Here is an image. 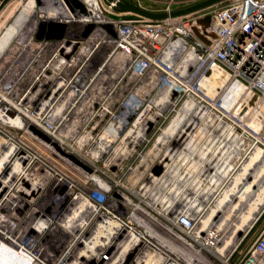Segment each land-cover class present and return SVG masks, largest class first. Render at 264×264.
<instances>
[{
    "label": "built area",
    "instance_id": "built-area-1",
    "mask_svg": "<svg viewBox=\"0 0 264 264\" xmlns=\"http://www.w3.org/2000/svg\"><path fill=\"white\" fill-rule=\"evenodd\" d=\"M77 1L91 21L60 20L63 37L36 39L46 21L38 19L0 64L1 244L23 255L19 264H185L201 216L179 195L166 207L147 194L166 178L167 153L184 148L177 132L164 133L187 102V119L209 107L213 125L227 123L237 140L264 129V0L131 20L111 18L135 15L115 12L117 3L170 14L199 0H95L93 10L91 0ZM213 69L227 75L226 99L242 86L227 108L205 99L201 83ZM226 260L264 264V208Z\"/></svg>",
    "mask_w": 264,
    "mask_h": 264
},
{
    "label": "bare ground",
    "instance_id": "bare-ground-1",
    "mask_svg": "<svg viewBox=\"0 0 264 264\" xmlns=\"http://www.w3.org/2000/svg\"><path fill=\"white\" fill-rule=\"evenodd\" d=\"M40 1V15L38 14L37 16V13L35 12L34 0H29L28 3L23 6V9H21L20 13H17L18 15L13 20L12 24L6 27L5 31L0 36V64L4 60L5 54L8 52L13 40H23L25 37L29 38L32 35L37 18L52 22H57L60 20L64 22L71 20L78 21L76 18L91 21V19L93 18L91 12H89L88 9L85 8L81 4V2H78L77 0ZM91 1L93 2L92 5L96 4L95 0ZM15 4L13 7H11V5L8 11L6 9L7 13L4 12V22L7 20V18H9L13 10L15 11L14 8H16L17 5ZM90 8L91 10H93V8H97V6H90ZM4 22L2 24H4ZM226 79L227 75L223 73L221 74L217 69H213L210 72L209 76L206 77V79L201 83V86L206 89V93L208 94V96L210 95L211 97H215V95L218 93L217 91ZM241 91V84H235L233 87H231L227 99L226 97L222 98V104L226 106V108L229 107L234 101L237 100ZM192 107L193 103L187 102L184 105V108L180 110L178 115L165 130L164 134L166 135V137H170L177 132L176 134L180 139L178 143L183 145V147L185 148H180V151H176L175 149L167 153V158L169 157V159L165 164L166 178L165 180L153 179L150 186L151 192L147 193L149 195V198L152 200V203H156L158 200H161L163 201V205L167 207L169 202H171L172 200H176L179 191L175 188H170L171 183L173 181L180 180L179 186L182 185V187H184L186 183L185 179H189L187 176L191 175V172L193 171L192 169H194V166H196V131L199 135L200 133H202V131H209V128L213 126V120L217 118L212 114L209 107L204 106L199 107L193 114V116L187 119L186 116L188 115L189 110ZM202 123L203 125L201 126ZM220 123H223L222 130H219V127L217 126V129L221 131L220 136H213V138H216V141H213V143H211V145H213V148L215 147L214 153H212L210 157L203 158L202 160V162L209 168L212 167V173L206 174L209 180L208 184L206 185L203 180L206 177L202 179L198 175H196V177H194V175L190 176L192 180L196 178V180L193 181L194 183L195 181H198L199 183L196 184L197 188L195 189L197 198L196 200L197 202H199L198 209L195 210L193 215L197 219H200V216H204L201 219V225L199 224V227L202 226V228H199L200 234L199 236H196V244L201 246L206 251L210 248H214L215 251H213L212 253V257L214 259H216V256H221L224 252H227L229 247L234 245L238 241L240 233L251 226L253 221L256 219L257 212L260 213L264 208V159L262 158V160H260L263 161L260 163V166L254 165L256 164L255 162H257V164L258 162H260L258 161L260 157H264V150L258 147L256 144L253 145V143H251V146L254 147V150L251 155H248L249 153L246 151L247 148H244L245 142L243 141V139L239 138V144H236L235 146L234 143H236L237 140L235 139V137L237 138V136H230L228 132L230 131L231 127L227 125V123ZM259 124L260 123H254L252 126L254 128H258ZM221 135L225 136L226 140L224 143H222V139L224 137H222ZM217 138L221 139L217 141ZM228 139L231 141L229 142ZM207 141H209V139ZM207 145L208 147H211L210 144ZM207 151H209V149H207ZM174 155H182V159L180 160V162H184L185 166L188 164L186 163V158H189L192 161L191 164H194L190 165V171L186 169L185 166H183L182 168V164H179L178 160L176 162L174 161L173 163V161H171V158ZM188 155H191V157H187ZM155 156H152V159H154ZM203 157H205V155H203ZM180 168H182V170H180ZM166 181H168L169 185L166 184ZM202 183L205 187L203 190L200 187ZM166 190H168L172 194L170 200L164 198V193L166 192ZM191 190L193 191V189ZM184 195H182L181 197L184 198ZM185 199H183V208L187 210L186 208H188L187 204L189 200L187 198L188 201H185ZM248 204L251 205L244 206ZM190 207H192V205ZM203 213H206V215H202ZM234 217L236 218V220L234 221L240 220V225L238 222V226L232 223L231 220ZM1 224L2 218L0 214V228ZM225 228H228L229 230L227 231L225 230ZM227 233L230 234L228 237ZM197 237H203V241H199ZM9 252L10 251L6 250V248L4 249V245L1 244L0 240V264H19L23 260V255L17 256L16 252H14L15 254ZM195 254L199 256H205V253L203 252H195ZM224 256L226 257V255ZM198 260L204 261L200 260V258H198ZM185 261H188L187 264H191L190 259H185ZM210 261L211 260H209L210 264H213L211 262H217L213 259L211 262ZM224 264H228V262H225Z\"/></svg>",
    "mask_w": 264,
    "mask_h": 264
},
{
    "label": "rangeland",
    "instance_id": "rangeland-1",
    "mask_svg": "<svg viewBox=\"0 0 264 264\" xmlns=\"http://www.w3.org/2000/svg\"><path fill=\"white\" fill-rule=\"evenodd\" d=\"M14 1H16V2H14ZM19 1H21V2H19ZM28 1L29 0H12V2H11V0H10V2H11V4H10V2H9V4H7V6L4 8L5 9V11H4V9H3V11H1L0 12V15H2V16H0V36L3 34V32L5 31V29H6V27H8L10 24H12V22H13V20L16 18V16L18 15L17 13L19 12L20 13V11H21V9H23V6H25L27 3H28ZM198 1V0H197ZM202 1H205V0H202ZM201 0H199L197 3H200V2H202ZM232 1H234V0H222V1H220V2H217V3H215V4H212V5H210V6H208L207 7V10L208 9H210V10H214V9H218V8H223V7H225L226 5H228L230 2H232ZM14 2V3H13ZM18 2V3H17ZM194 2H196V1H194ZM193 2V5L194 4H196V3H194ZM17 5H16V4ZM23 3V4H22ZM34 3H35V6H34V9H35V12L37 13V16H38V14L40 15V7L38 6V2L36 1V0H34ZM14 4L16 5V8H14L15 9V11L13 10V12L10 14V16H9V18H7V20L4 22L3 20V17H4V12L5 13H7V11H8V9H10L9 7L11 6V7H13L14 6ZM192 4V3H191ZM19 5V6H18ZM36 7V8H35ZM6 9H7V11H6ZM37 9V10H36ZM39 9V10H38ZM38 11V12H37ZM12 15V16H11ZM39 18H37L36 20H38ZM4 22V24H2L3 22ZM40 20V19H39ZM10 22V23H9ZM2 24V25H1ZM7 24V25H6ZM13 43V42H12ZM222 86H223V84H222ZM224 87V86H223ZM223 87H220L219 88V90L217 91L218 93L215 95V97H211L210 95V97H206L205 99H206V101L210 104V105H212V104H214L215 106L214 107H218L219 106V104H221L222 106H224L223 104H222V102H221V100H222V98L225 96V90L223 89ZM210 98V99H209ZM197 104V103H196ZM201 104H205V102H201ZM197 105H199V104H197ZM224 107H226V106H224ZM219 108V107H218ZM225 113V112H224ZM226 114V113H225ZM203 125V123L201 124V126ZM205 127V126H204ZM213 127V128H212ZM212 127H210L209 128V131H202V133H200V135L197 133V131H196V138H195V143H196V158H195V165L196 166H194V169H192L193 171L191 172V175L190 176H192V175H194V177H196V175H198V176H200L202 179L204 178V177H206L205 179H203L204 180V183L207 185L208 184V176L206 175V174H208V173H212V170H211V168L212 167H208L206 164H204L203 162H202V160H203V158H207V157H210V155L212 154V153H214V148H213V145H211V143H213V141H216V138H213V136H220V132L221 131H219V130H222L220 127H219V130L217 129L218 127H217V125H213ZM212 129V130H211ZM217 130V131H216ZM219 131V132H218ZM213 132V133H212ZM216 134H215V133ZM212 133V134H211ZM251 134H252V136L253 137H251V136H249V138L248 139H246L245 140V146L244 147H246V148H248L249 146H251V143H253L254 141H255V139H254V137L255 138H259L260 139V141H262L263 143H264V129H262L261 130V132H260V134H255V132L253 133V132H251ZM222 136V135H221ZM222 137H224L222 140V143H224L225 142V136H222ZM209 139V141H207ZM221 138H217V141H219ZM228 141L230 142L231 140H229L228 139ZM239 141L238 140H236V143H234V145L236 146V144H239L238 143ZM207 144H210L211 145V147H208V145ZM174 145V144H173ZM172 145V146H173ZM263 147V146H262ZM185 148V147H184ZM207 149H209V151H207ZM263 149V148H262ZM189 151H191V150H189ZM203 155H205V157H203ZM249 155H251V154H249ZM174 157V158H173ZM172 158H171V161H173V163H174V161L176 162L177 160L179 161L178 163L179 164H182L181 166H182V168H183V166H185V164H184V162L182 163V162H180V160L182 159V155H174ZM187 157H191V155H188ZM162 158V156L160 155L159 156V158L158 159H161ZM180 158V159H179ZM262 158L264 159V157H260L259 159H258V161H260V160H262ZM157 159V160H158ZM168 159H169V157H168ZM190 159L189 158H186V163H188L185 167H186V169H188L189 171H190V169H191V166L190 165H194V164H191V160L189 161ZM168 161V160H167ZM261 162H263V161H260V162H258V164H257V162H255L256 164H254V165H256V166H260V163ZM182 168H180V170H182ZM196 168V169H195ZM204 174H203V173ZM190 176H187L189 179H190V181H189V179L188 180H186L185 179V186L184 187H182V185L181 186H179V198H181V196L182 195H184V193H185V197H184V199H185V201L187 200V198H188V200H189V202H188V208H186V209H191V211H195V210H197L198 209V203L199 202H197V198H196V188H197V186H196V184H199L198 183V181L196 182L195 181V183L193 182L194 180H196V178H194L193 180H192V178H190ZM176 183H177V181H173L172 183H171V186H170V188H174L175 186H176ZM192 183V184H191ZM195 184V185H194ZM173 185V186H172ZM192 186V187H191ZM196 186V187H195ZM203 186V183H202V185L200 186L201 188H202V190L205 188L204 186ZM186 187V188H185ZM176 188V187H175ZM181 188V189H180ZM184 188V189H183ZM177 189V188H176ZM188 189V190H187ZM191 189H193V191L191 190ZM182 190V191H181ZM181 192V193H180ZM183 192V193H182ZM194 192V193H193ZM190 193V194H189ZM195 195H193V194ZM188 194V195H187ZM191 195H192V198H191ZM194 196V197H193ZM187 200V201H188ZM191 201H192V203H191ZM199 201H202V200H199ZM194 203H196V204H194ZM236 203V202H235ZM192 205V207H190ZM251 204H248V205H244V206H250ZM247 209V208H246ZM205 215H206V213H204ZM259 215V213L257 212V215H256V218H257V216ZM204 216H202L201 217V219L203 218ZM235 218V217H234ZM232 219L231 221H232V223H234V224H236L237 226H238V223H239V225H240V220L239 221H234V220H236V218L235 219ZM256 220V219H255ZM238 222V223H237ZM260 223V222H259ZM258 223V224H259ZM201 225V224H200ZM250 225V224H249ZM201 228H202V226H200ZM199 227V225H198V228H200ZM225 230H229L228 228H225ZM226 235V234H225ZM230 234L229 233H227V237L229 236ZM250 236V235H249ZM249 236H248V238H249ZM195 245V244H194ZM235 245V244H234ZM234 245H232V246H230L229 247V249L231 248V247H233ZM221 246V245H220ZM194 248V249H193ZM228 249V250H229ZM192 250H193V252H191V251H189V250H185L186 252H185V259H190L191 261V264H210L209 263V260H210V258L212 257V253H213V251H215V250H212L210 253H208L206 250H204L201 246H199V245H195V246H193L192 247ZM195 252H198V253H201V252H203V253H205L204 255L205 256H199V255H196L195 254ZM228 252V251H227ZM227 252H224L221 256H216L215 258L216 259H214L213 257L211 258V259H213V260H216L217 262H211V263H215V264H224L225 262H226V257L224 256V255H227ZM191 254V255H190ZM206 254H208V255H206ZM213 256H215V255H213ZM193 258V259H192ZM198 258H200V260H204V261H199L198 260ZM187 262L188 261H185V264H187ZM193 262V263H192Z\"/></svg>",
    "mask_w": 264,
    "mask_h": 264
},
{
    "label": "water",
    "instance_id": "water-1",
    "mask_svg": "<svg viewBox=\"0 0 264 264\" xmlns=\"http://www.w3.org/2000/svg\"><path fill=\"white\" fill-rule=\"evenodd\" d=\"M36 1L38 2V6H40L41 1L40 0H36ZM109 1H111V0H104L105 3H108ZM220 1H222V0H205V1H202V2L197 3L195 5H192L190 7H187L185 9L173 11L170 14H168V13H155L152 11L142 9V8L138 7L137 5H134V4L129 3V2H119V3H117V6L114 8L115 12H117V13H132L135 15H122L119 17L118 15L113 14V15H111V18L114 20H118V19L131 20V19H134L136 17V15H139V16L149 18V19H163V18H166L168 16L174 17V16H179L182 14L190 13V12H193L196 10H200V9L208 7L212 4L220 2ZM9 2H10V0H0V12L7 6V4ZM175 7L176 6H174V8ZM200 23H203L205 26H207L210 23V16H206L203 20H200ZM93 28H95V25H93V24L87 25L85 27L84 32L82 33V36H84V37L87 36L93 30ZM194 33L198 39L205 42L202 35L196 29H194ZM65 34H66V26L64 24L46 20V21H41L38 24V29L36 32V39H43V38H45V39H59V38L63 37ZM68 35H72V33L69 32ZM205 43H208V42H205Z\"/></svg>",
    "mask_w": 264,
    "mask_h": 264
}]
</instances>
